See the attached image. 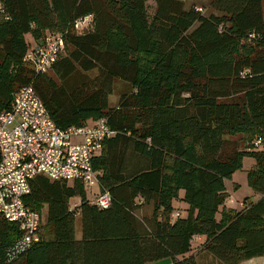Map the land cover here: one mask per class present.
Wrapping results in <instances>:
<instances>
[{
	"label": "trees",
	"instance_id": "obj_1",
	"mask_svg": "<svg viewBox=\"0 0 264 264\" xmlns=\"http://www.w3.org/2000/svg\"><path fill=\"white\" fill-rule=\"evenodd\" d=\"M150 1L0 0V112L32 85L59 127L106 118L115 130L94 161L110 206L90 203L79 182L38 175L24 201L47 207L40 241L12 253L20 226L0 216V264H198L196 240L221 264L264 256V0H211L209 15L184 0H153L150 15ZM47 32L66 50L42 73L24 61L26 35ZM115 78L131 88L112 107ZM246 157L259 197L233 208L226 180Z\"/></svg>",
	"mask_w": 264,
	"mask_h": 264
},
{
	"label": "built area",
	"instance_id": "obj_2",
	"mask_svg": "<svg viewBox=\"0 0 264 264\" xmlns=\"http://www.w3.org/2000/svg\"><path fill=\"white\" fill-rule=\"evenodd\" d=\"M88 15L75 23L82 30L90 23ZM66 40L62 33H47L40 43L30 47L24 61L35 71L47 73L64 55ZM115 134L106 118L86 125L59 127L32 85L19 87L9 108L0 112V216L20 226L21 236L11 246L20 253L40 241L45 214L32 210L24 201L31 182L38 175L52 181L79 182L89 190L98 188L94 161L102 153L104 142ZM90 203L107 208L112 203L109 190L93 192ZM75 208L80 202L72 198ZM176 213L175 215H178Z\"/></svg>",
	"mask_w": 264,
	"mask_h": 264
},
{
	"label": "rangeland",
	"instance_id": "obj_3",
	"mask_svg": "<svg viewBox=\"0 0 264 264\" xmlns=\"http://www.w3.org/2000/svg\"><path fill=\"white\" fill-rule=\"evenodd\" d=\"M187 7H196L200 10V12L204 13L205 15H209L210 13L214 12V10L209 6L211 0H184ZM149 14L153 15L154 13V5L155 2L151 0L149 3ZM80 30V29H78ZM47 33H53V32H47ZM26 38L32 43L33 37H31V34H27ZM32 45H30L31 47ZM131 88V85L129 82L124 81L119 78H115L114 80V91L110 95V106L114 107L118 104L120 96L124 93H127ZM241 135L237 136L236 138H240ZM259 148H264V143H259ZM255 160L252 157H246L243 162V168L236 171L232 177V180H226V187L228 192L230 193L232 202L228 201V204H231L233 208L240 207V203H242V200L246 197H250L251 199H257L259 197L258 194L254 193L253 190L248 186L247 183V173L248 170L254 166ZM238 184V188L234 189L233 184ZM72 185V184H70ZM97 190V186L91 187L89 190L85 189L86 194L88 198H93L94 194L93 192ZM182 196V193H181ZM74 201L70 204L71 207H73ZM175 204H177V209L175 211H179L182 214L185 213V209H181V204H186L183 202L182 198H179L176 200ZM180 204V207H179ZM153 212V205L152 204H144L142 208L138 211L140 215H146L150 216ZM46 213V212H45ZM174 214V213H173ZM172 214L173 218L174 215ZM219 216V215H218ZM46 218V214H45ZM46 222V219H44V223ZM76 236L78 238L81 237L82 234V219L80 215L76 216ZM197 241V240H196ZM194 250L197 253V263L198 264H221L220 261H218L216 258L212 257L211 255H208L204 252H201L197 250V243L194 242L193 244ZM241 264H264V256L261 257H254V259H249L243 261Z\"/></svg>",
	"mask_w": 264,
	"mask_h": 264
},
{
	"label": "crops",
	"instance_id": "obj_4",
	"mask_svg": "<svg viewBox=\"0 0 264 264\" xmlns=\"http://www.w3.org/2000/svg\"><path fill=\"white\" fill-rule=\"evenodd\" d=\"M32 37V36H31ZM27 39V38H26ZM33 39V38H32ZM27 41L29 42V44L30 45H32L31 47H34V46H36V45H38L39 43H40V41H36V40H32V43H30V41L27 39ZM95 191H97V190H95ZM175 205V209H177V204H174ZM187 204H183V206H182V204H181V209L183 208V209H186L187 208ZM179 207H180V204H179ZM44 214H46L47 213V207H45L44 209H43V211H42ZM46 212V213H45ZM201 241H195V243H197V245H200L201 243H200ZM198 250V249H197ZM192 253H196L195 252V250H192ZM196 256H197V253H196ZM252 259H254V258H252Z\"/></svg>",
	"mask_w": 264,
	"mask_h": 264
},
{
	"label": "water",
	"instance_id": "obj_5",
	"mask_svg": "<svg viewBox=\"0 0 264 264\" xmlns=\"http://www.w3.org/2000/svg\"><path fill=\"white\" fill-rule=\"evenodd\" d=\"M170 261L171 260L169 258H167V259H163V260L157 261L154 264H168V263H170Z\"/></svg>",
	"mask_w": 264,
	"mask_h": 264
}]
</instances>
